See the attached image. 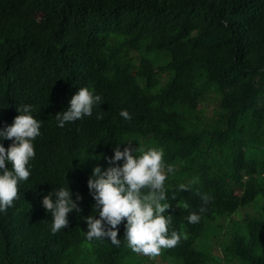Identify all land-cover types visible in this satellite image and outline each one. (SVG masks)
<instances>
[{"label":"trees","instance_id":"1","mask_svg":"<svg viewBox=\"0 0 264 264\" xmlns=\"http://www.w3.org/2000/svg\"><path fill=\"white\" fill-rule=\"evenodd\" d=\"M81 85L104 100L60 126ZM23 103L41 134L31 175L0 212V264H264V0H0V127ZM127 139L175 165L166 212L187 236L155 256L128 246L123 223L120 245L85 235L89 176ZM67 182L82 211L52 232L42 197ZM203 193L212 199L189 223ZM250 205L222 234L219 220Z\"/></svg>","mask_w":264,"mask_h":264},{"label":"clouds","instance_id":"2","mask_svg":"<svg viewBox=\"0 0 264 264\" xmlns=\"http://www.w3.org/2000/svg\"><path fill=\"white\" fill-rule=\"evenodd\" d=\"M93 87L81 85L71 96L66 109L56 112L60 126L66 122L82 119L93 114L94 106L103 101ZM18 115L12 123L0 127V212H6L14 204L19 194V183L31 175V159L35 156V138L41 134L42 119L33 114V105L23 103L17 106ZM100 118L102 113L97 114ZM120 115L131 120L132 113L122 108ZM10 139L5 147L3 140ZM116 143L114 154L107 157L108 166L96 164L88 179V185L95 203L93 214L83 217L87 221L85 235L93 238H108L115 245L121 244L118 236L123 223L124 238L128 246L136 252L155 256L162 249L175 246L183 235L171 228V213L167 196L166 180L175 175V165L164 159V148L138 145L133 147L127 139ZM10 165V166H9ZM194 182V181H193ZM180 190L189 189V183H180ZM82 194L73 198V190L67 184L55 186L42 197V203L51 213L50 229L57 232L69 224V212H81L79 200ZM212 199L208 193L202 194L203 203L198 210L187 215L189 223L201 218L205 206ZM188 207L187 203L183 205ZM99 213V215H97Z\"/></svg>","mask_w":264,"mask_h":264},{"label":"rangeland","instance_id":"3","mask_svg":"<svg viewBox=\"0 0 264 264\" xmlns=\"http://www.w3.org/2000/svg\"><path fill=\"white\" fill-rule=\"evenodd\" d=\"M210 114H212V107L208 110V115H210ZM250 207H251V205L246 206V207H240L237 211H235L233 213L232 216L225 215L226 217H223L222 219H220L219 222H221L223 224V227L221 230L222 234L225 232H230V231L232 233V230L234 229V220H238L239 222L242 221V219L244 218L243 214L246 212V209H247V212L252 213L253 208L249 210L248 208H250ZM227 216H229V217H227ZM239 222L236 221L235 224H238ZM214 252L216 254L221 255L222 249L217 245V247L214 248Z\"/></svg>","mask_w":264,"mask_h":264}]
</instances>
